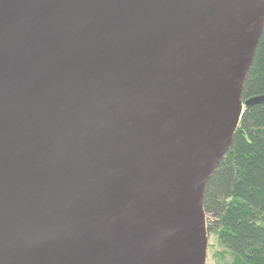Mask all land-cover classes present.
<instances>
[{"label":"water","instance_id":"1","mask_svg":"<svg viewBox=\"0 0 264 264\" xmlns=\"http://www.w3.org/2000/svg\"><path fill=\"white\" fill-rule=\"evenodd\" d=\"M264 0H0V264H207Z\"/></svg>","mask_w":264,"mask_h":264},{"label":"trees","instance_id":"2","mask_svg":"<svg viewBox=\"0 0 264 264\" xmlns=\"http://www.w3.org/2000/svg\"><path fill=\"white\" fill-rule=\"evenodd\" d=\"M261 95L264 29L242 98ZM204 208L208 233L233 255L226 264H264V101L245 107L229 150L207 182Z\"/></svg>","mask_w":264,"mask_h":264},{"label":"rangeland","instance_id":"3","mask_svg":"<svg viewBox=\"0 0 264 264\" xmlns=\"http://www.w3.org/2000/svg\"><path fill=\"white\" fill-rule=\"evenodd\" d=\"M224 251L223 247H220L218 239L215 234H209L208 236V253L207 264H226L233 260V255L227 251Z\"/></svg>","mask_w":264,"mask_h":264}]
</instances>
